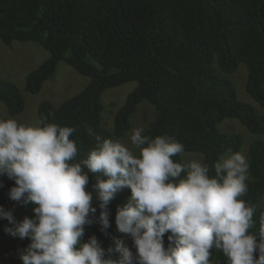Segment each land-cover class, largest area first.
<instances>
[{
  "label": "trees",
  "instance_id": "obj_1",
  "mask_svg": "<svg viewBox=\"0 0 264 264\" xmlns=\"http://www.w3.org/2000/svg\"><path fill=\"white\" fill-rule=\"evenodd\" d=\"M0 41L7 46L34 42L48 52L25 76L23 89L29 94L38 93L52 78L59 61L88 77L71 97L56 105L49 100L37 105V119L76 129L70 138L78 147L77 161L104 139L123 142L142 102L153 114L145 135L172 136L184 152L199 153L210 167L229 149L241 150V135L219 127L225 119L238 120L253 136L245 154L250 168L242 199L255 206L250 230H259L264 215V114L253 102L264 108V0H0ZM239 66L245 69L244 90L251 101L237 96L232 75ZM130 81L136 85L113 114L110 130L100 114L101 94ZM0 102L10 115L25 106L21 90L1 77ZM183 153L173 159L185 162ZM97 175L89 173V189ZM2 179L0 205L15 218L24 210L32 216L31 205L9 199L14 182ZM129 196L125 188L110 202L107 234L98 223L85 225L84 240L95 234L107 249L113 237L127 238L116 230L114 217ZM164 239L167 246V234ZM4 251L8 264H22L12 243ZM212 260L226 264L216 249Z\"/></svg>",
  "mask_w": 264,
  "mask_h": 264
},
{
  "label": "clouds",
  "instance_id": "obj_2",
  "mask_svg": "<svg viewBox=\"0 0 264 264\" xmlns=\"http://www.w3.org/2000/svg\"><path fill=\"white\" fill-rule=\"evenodd\" d=\"M75 131L0 116V177L14 182L10 200L32 206V216L17 220L0 205L4 232L29 241L22 264H214L213 249L226 264H264V215L251 231L256 208L242 199L250 168L243 152L229 149L211 167L203 157L176 162L181 142L135 127L129 143L104 139L77 161ZM89 173L98 174L91 189ZM125 188L130 196L114 221L135 252L120 237L107 249L95 234L84 240L85 225L107 234L109 204Z\"/></svg>",
  "mask_w": 264,
  "mask_h": 264
},
{
  "label": "rangeland",
  "instance_id": "obj_3",
  "mask_svg": "<svg viewBox=\"0 0 264 264\" xmlns=\"http://www.w3.org/2000/svg\"><path fill=\"white\" fill-rule=\"evenodd\" d=\"M48 52L42 46L34 42L13 41L7 46L0 41V77L8 79L14 83L23 93L25 98V106L22 112L10 115L5 106L0 102V116L5 118H15L20 123H31L37 120V105L41 100H49L55 105L61 101L78 93L87 84L88 77L81 75L71 66L63 61H59L56 65L55 73L51 79L46 80L41 90L36 94H29L24 91V79L28 72L36 68L46 57ZM233 81L237 89V96L240 100L251 101L244 90V81L246 72L244 67L239 66L233 73ZM136 83L133 81L123 83L119 86L112 87L103 91L100 97L101 110L100 114L105 126L112 129L113 114L125 101L127 94L132 91ZM258 112L264 114V108L254 103ZM152 108L142 102L138 105L136 112L130 119V128L124 136L123 142L129 143L131 131L135 127H146L147 122L152 118ZM220 129L228 133H238L243 139L241 152L246 154L249 142L253 138L247 129L236 119H225L220 125ZM182 157L185 162L193 158H200L201 155L196 152H184ZM0 181H3L0 177ZM30 216L29 210L20 211L16 217L17 220L23 216ZM129 247L132 245L130 236L124 239ZM6 243H12L19 251L28 244L25 240L14 238L4 232V227L0 225V264H8L9 260L5 255L4 246Z\"/></svg>",
  "mask_w": 264,
  "mask_h": 264
}]
</instances>
